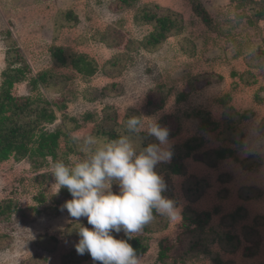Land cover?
I'll use <instances>...</instances> for the list:
<instances>
[{
  "label": "rangeland",
  "instance_id": "obj_1",
  "mask_svg": "<svg viewBox=\"0 0 264 264\" xmlns=\"http://www.w3.org/2000/svg\"><path fill=\"white\" fill-rule=\"evenodd\" d=\"M237 1L138 0L137 6L120 10L115 6L117 0H0V86L4 81L2 74L9 66L7 58L10 57V53L15 54V57L20 53L32 74L27 81L14 86L13 95L42 98L58 104L65 102L66 115L76 118L82 125L80 130L71 134V137L76 139L92 134L96 127V122L84 123L83 119L87 114L102 117L105 108H113L117 112L118 123H121L128 110L142 112L147 105L148 95L154 88L159 85L166 86L172 91V95L167 99L164 109L150 117L144 115L143 118L148 119L147 123L151 120L160 123L165 118L172 117V126L174 129L177 128L180 134L168 140L170 151L199 135L201 119L197 115L198 112H208L215 122L222 124L225 110L223 107L220 108L217 100L230 95L232 98L229 108L240 115L246 111L253 113L251 119L240 122L238 128L243 135L242 143L245 141L248 151L254 152L256 158L264 163V69L246 68L245 61L248 58L252 62L259 54H264V21L256 23L252 13L239 9ZM193 2H201L207 8L213 19L212 29L193 12ZM148 4H158L180 13L186 21L184 34L169 39L155 53H148L130 45L142 41L152 31V27L138 26L134 21L138 8ZM67 11H72L78 16L80 22L72 28L55 30L56 18L62 17ZM106 35H113L120 44L114 43L117 47L105 45L102 38ZM183 38L195 44V56L191 57L182 50L180 42ZM54 47L66 49L75 55H88L98 63L100 70L108 61L117 60L118 64H122V72L115 78L106 77L99 72L90 83H84L83 77L71 67L58 68L54 65L51 57ZM184 47L186 48V45ZM260 61L262 60H257V63ZM236 70L242 71L241 73L250 71L256 76L258 84L243 85L239 77H232ZM46 71L68 79L63 92L73 94L71 100L70 96L68 101H64L62 94L52 91L43 89L32 91L30 85L32 77ZM193 79H198L196 82L200 81L199 84H195L196 91L185 101L177 103V96L189 91L188 84ZM108 88L114 94L102 99L100 94L97 101H89L98 96L99 91ZM86 91L89 96L85 95L88 94ZM58 117L61 120L63 114L58 112ZM215 138L212 137L214 141ZM61 148L65 150L64 140L61 141ZM245 153L248 156L249 152ZM79 159L83 158L70 156V163ZM246 159L248 158H244ZM236 162L245 169L239 158ZM225 166L221 165L217 171L209 174L212 177L208 181L215 177L219 179L227 170ZM195 169V175L201 179L203 176L208 178V175L204 174L206 171L203 172L204 167ZM189 170L183 183L190 175ZM234 174L236 178H241L239 180L245 179L235 170H230V174L224 175ZM43 175L46 178L43 179ZM161 176L164 179L166 175ZM168 178L169 181L168 179L164 181H167L168 189L170 188L178 205L180 221L184 212L183 207L190 202L183 197V186L179 184L182 179L172 175ZM263 181L257 178L254 180L255 186L250 187H254V191H264ZM238 184L239 187L242 186L239 181ZM175 185L181 189L175 188ZM118 190V187L113 185L112 191L116 193ZM59 192L54 185L51 164L36 169L29 160L17 162L11 158L0 165V204L11 201L17 209L29 211L37 208L42 213L33 221L21 219L18 213L9 218H0V264H32L31 260L35 257L46 258L47 262L44 264H62L63 257L75 250L80 237H68L67 230H73L77 222L69 218L66 209L63 212L60 210L62 205H55L54 197ZM40 194L46 198L44 204L36 200ZM221 205L229 207V204L218 202L217 194L212 192L209 199L205 198L197 204V209L202 211L208 208L209 211H213L215 207ZM263 205L264 197L248 204L250 217L243 223L245 229L256 231L254 241H258V249H261L259 253L256 251L260 257L258 264H264V227L252 225L257 217L264 213ZM219 220L220 217L214 218V224L217 225ZM176 223L175 220L160 218L158 224L153 225L151 222L148 225L153 231L157 229L161 231L144 235L142 230L135 235L138 237L142 233L150 239L151 249L148 254L139 257L140 264H162L158 262L161 242L166 241L174 245L183 234L182 223ZM80 225L89 229L92 227L88 225L86 218L80 219L78 227ZM46 237L55 239L48 241L53 246L52 252L40 247L42 242L39 240ZM212 247L214 249L212 257L198 258L193 255L187 260V264L248 263L241 259L240 254L224 252L220 245Z\"/></svg>",
  "mask_w": 264,
  "mask_h": 264
},
{
  "label": "trees",
  "instance_id": "obj_2",
  "mask_svg": "<svg viewBox=\"0 0 264 264\" xmlns=\"http://www.w3.org/2000/svg\"><path fill=\"white\" fill-rule=\"evenodd\" d=\"M137 2L138 0H117L115 6L120 10H125L137 6ZM237 2L239 9H245L249 11V13H252L256 23L264 21V0H238ZM192 8L196 16H198L208 28L212 29L214 27L213 19L203 3L193 2ZM134 21L138 26L152 27V31L142 41L130 43L131 46L143 49L148 53H155L161 49L169 39L182 36L186 28V21L180 13L161 7L158 4H148L139 7ZM79 22L78 16L72 11H67L62 14V17L58 16L56 18L55 30H61L64 27L72 28ZM102 42L109 47H117L114 46V43L120 44L113 35L104 36ZM180 44L182 50L186 54L191 57L196 55V46L194 43L183 38ZM185 45L186 48L184 47ZM51 57L56 67H71L83 77V82L87 84L90 83L92 78L99 72H102L104 76L109 78H115L122 72V64H118L119 61L117 60L114 61L112 59L108 61L103 69L100 70L98 63L88 55H75L59 47L52 48ZM257 60L262 61L257 63ZM245 61L249 69H264V54H259L258 58L252 62L248 60V58L245 59ZM7 62L9 66L2 74L4 81L0 86V165L14 158L17 162L29 160L33 167L41 169L48 164L53 165L57 160H63L66 164H71L70 156H80L83 159L86 158V155L78 150L76 143L77 139L71 137V134L82 128L81 122L74 117L66 115L65 110L67 109V104L65 102L58 104L57 102H50L42 98L34 99L27 96H14L12 93L14 86L27 81L32 71L26 64L24 58L20 56V53H18L16 57L15 54L10 53ZM232 77H239L241 83L246 86L258 84L256 76L250 71L244 73L236 72L232 74ZM196 80L198 79H193L188 84V92H182L177 96V103L185 101L192 92L196 91L195 84H199L200 82H196ZM67 81L68 79L66 78H61L58 75L46 71L32 77L30 85L34 92L43 89L45 91L60 93L64 101H68L70 96V100L72 99L73 94H65L63 92ZM85 93H88V91ZM100 94L102 99L114 93L111 92L109 88L104 89L103 91H99L98 96H95L94 99H89V101H97ZM85 95L89 96V93ZM171 95L172 91L170 89H167L166 86L159 85L149 93L147 105L142 112L128 110L121 123H118L117 112L109 107L103 110L102 117L87 114L83 121L84 123L96 122V127L91 135L115 139L124 131L125 122L130 116L137 115L143 117L144 115L151 116L155 114L164 109L167 99ZM231 98L230 95H226L217 100V103L225 110L222 124L212 120L208 112H198L197 115L201 119L200 128L203 132H218L219 139L230 142L235 146L242 147L243 135L238 128V124L242 121L250 120L253 113L249 111H246L243 115L236 113L229 108ZM259 102H262V100ZM58 112L63 114L61 120H59ZM158 124L161 127L167 128L169 133L168 139H173L179 134V130L177 128L174 129L172 126V117H167ZM62 140L65 142V150L61 148ZM150 143H158V141H156L154 137L146 136L140 146L146 147ZM203 146L204 139L192 138L183 145L174 147L171 150V162L168 164H158L155 169L156 172L160 176L163 174L166 175L164 180L168 179V181V176L170 175H186L184 161L194 156ZM49 157H51V159H49ZM228 159L237 160L236 153L232 149L221 148L218 150H211L203 155L199 154V160L211 168L218 166L220 161ZM242 163L244 164L245 170L252 169L253 165L260 166L263 164L256 156H250L248 159L242 161ZM42 178L44 179L46 176L43 175ZM165 183L167 185V181ZM115 186L117 187V185ZM168 186L169 185H167V190L163 195L174 200L173 194L170 188L168 189ZM207 187V183L197 177H189L183 185L184 197L188 202L196 203L205 194ZM71 199L72 197L67 189L62 188L54 197V203L56 206H60ZM36 200L40 204L46 202V198L43 194L38 195ZM176 206H178L177 203ZM15 213H18L21 219L30 221L35 220L42 214L37 208H32L29 211L17 209L16 205L11 201L0 204V218H9ZM236 217L237 215L227 216L224 219H226L225 222L229 224L231 221H234L233 219ZM160 218L161 217H157L152 222L153 225L158 224ZM211 220L212 213H199L192 210L190 207H186L182 214L181 229L183 230V234L174 245L166 241L161 242L158 262L160 261L162 264H187V260L193 255L198 258L200 256L212 257L214 253L211 252V248L215 244H219L224 252L235 254L240 249V242L238 239L228 234H218L213 230L207 232L206 229L210 225ZM74 226L73 230H67L68 237H79L77 231L79 228L78 224ZM151 229L149 225H146L143 229L144 234L150 235L155 231H161L159 229L155 231ZM252 233L255 234L254 230L244 229V235L248 241L253 240ZM113 235L116 239L128 240V243L136 250L138 257L148 254L151 249L150 239L147 236H134L132 239H128L123 232L119 234L113 233ZM39 241L42 242L40 247L43 250L52 252L53 246L48 241H55L54 238L46 237ZM254 248L255 250L252 248L245 249L244 257H252L258 249L257 244H255ZM170 261L173 262L170 263ZM31 262L32 264H44L47 262V259L44 257H35ZM221 263L222 262H218V264ZM62 264H99V262L93 261L88 253L80 255L76 250H73L63 257Z\"/></svg>",
  "mask_w": 264,
  "mask_h": 264
},
{
  "label": "clouds",
  "instance_id": "obj_3",
  "mask_svg": "<svg viewBox=\"0 0 264 264\" xmlns=\"http://www.w3.org/2000/svg\"><path fill=\"white\" fill-rule=\"evenodd\" d=\"M146 121L147 118L130 116L124 131L115 139L91 134L78 138V150L86 158L71 164L57 160L52 165L57 192L66 188L72 197L60 210L66 209L69 218L77 224L81 218H86L92 226L89 229L80 225L75 250L80 255L90 254L99 264H140L128 240L116 239L113 233L123 232L132 239L157 217L169 221L179 217L176 202L163 195L167 185L155 170L172 156L168 130L153 120ZM146 136L154 137L158 143L141 147ZM114 184L119 189L116 193L112 191ZM224 234L238 239L243 256L245 249L255 250V234L252 233L251 241L243 236L246 243L254 244L248 247H241L243 239L239 236L231 232Z\"/></svg>",
  "mask_w": 264,
  "mask_h": 264
},
{
  "label": "crops",
  "instance_id": "obj_4",
  "mask_svg": "<svg viewBox=\"0 0 264 264\" xmlns=\"http://www.w3.org/2000/svg\"><path fill=\"white\" fill-rule=\"evenodd\" d=\"M246 68H248V67H246ZM236 72H238V70H236ZM241 72H238V73H241ZM231 74H232V72H231ZM220 108H222V106H220ZM148 117H150V116H148ZM179 134L176 137H178ZM198 134L199 135L194 136V138L198 137V138L204 139L203 148L199 152L195 153L194 156H192L191 158H188L184 161V169L186 171V175L174 176V177L178 178L180 180L182 179V181H180L179 184L181 186H183L182 185V184H184L183 179L185 178V176H187V172L190 168V170H189L190 175H188L187 178L197 177L198 179L207 183L208 187L205 191V194L202 196V198L198 202L193 203V204L189 203V204H187V206H184L183 208L184 209L186 207L192 208V206H194L192 208V210H194L196 212H199V213L210 212V213H212V220H211L210 225L206 229L207 232L212 231V230L213 231L226 232V233L231 232L232 235L239 236L241 239H243L244 228H246L245 226H243V223L246 222L250 217V210L248 208V204H251V202H253V201H258L259 199H262L264 197V191H259V190L254 191V189H253L254 187H250V186H255L254 180H257V178H261L262 181L264 180V168H262V167H264L263 166L264 163L260 166L253 165L252 169L245 170L242 168V166L240 164H238L236 162V160L228 159V160L220 161L218 166H216L214 168L208 167L199 160V154L203 155L204 153L209 152L211 150H218L221 148H227V149H232L233 151H235L236 157H237V159L239 158L240 161H244V158H248L250 156H255V154H254V152L252 153L251 151H248V149L246 148V145L244 143L245 141L243 142L242 147H238V146L231 144L230 142L223 141V140L219 139L218 132H216V133L203 132L200 128ZM214 136L216 137L215 138L216 141H214V139H212V137H214ZM168 140H172V139H168ZM245 152H249L248 156H246ZM170 162H171V159H170ZM170 162H166V163L168 164ZM232 163L235 165H233ZM161 164H163V163H161ZM221 165H223V166L226 165L225 167H227V170L225 171L224 174H228V173L230 174V170H235L238 173H240V175H243L245 177V179L239 180L241 178H236L235 174L233 176H229V175L225 176L224 174H222V175H220L219 179H217V177H215L214 179H211L210 181H208L209 178L212 177V175H209V174H213V172L217 171L221 167ZM200 166L204 167L203 172L206 171L204 174H207L208 178L203 176V179H201L200 176L195 175L196 174L195 168L200 167ZM207 170H208V173H207ZM188 174H189V172H188ZM206 179H207V181H206ZM238 181L240 182V184H242V186L239 187ZM176 185H175V188L181 189V187H178ZM244 191H245V193H244ZM212 192H215L217 194L218 202L223 203V204H229V207H225V206L221 205V206L215 207L213 209V211H209L208 208L204 209V210L201 209L202 211H199L197 209L198 208L197 204H199L201 201H204L205 198L209 199ZM183 197H184V195H183ZM238 213H239V215H238ZM236 215H237V217L234 218L233 219L234 221H231V223L228 224L225 222V220H226V219H224L225 217L236 216ZM216 217L217 218L220 217L219 223L217 225L214 224L215 223L214 218H216ZM257 218H256L257 220L255 219L256 221L253 222L252 227L253 226H257V227L263 226L264 227V213L262 215H260V217H257ZM260 219H261V222H260ZM178 220H179V217L177 220L175 219V222H177L178 224H179V222L182 223V217H181L180 221H178ZM140 235H142V233ZM254 243L255 244L257 243V246L259 247L257 240H255ZM252 245H254L253 242L252 243H250V242L246 243L243 239V244H241V247H245V246L248 247V246H252ZM260 250L261 249L259 248L256 251H258V253H259ZM256 251H255V253H256ZM255 253L252 257L246 258L243 256V250L240 248V250L238 252H236L235 254H240L241 259H243L244 261H248L247 264H258V262H259L258 260L260 257L257 253L256 254ZM253 259L255 261H252ZM251 261H252V263H251Z\"/></svg>",
  "mask_w": 264,
  "mask_h": 264
}]
</instances>
